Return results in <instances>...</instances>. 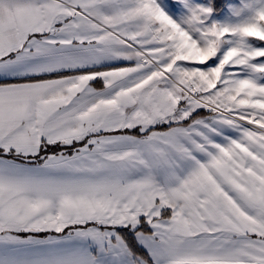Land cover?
<instances>
[{
    "label": "snow or ice",
    "instance_id": "6c2138e0",
    "mask_svg": "<svg viewBox=\"0 0 264 264\" xmlns=\"http://www.w3.org/2000/svg\"><path fill=\"white\" fill-rule=\"evenodd\" d=\"M0 264H264V0H0Z\"/></svg>",
    "mask_w": 264,
    "mask_h": 264
}]
</instances>
